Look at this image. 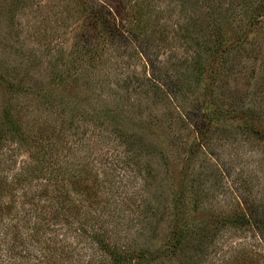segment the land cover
<instances>
[{"label": "trees", "instance_id": "1", "mask_svg": "<svg viewBox=\"0 0 264 264\" xmlns=\"http://www.w3.org/2000/svg\"><path fill=\"white\" fill-rule=\"evenodd\" d=\"M58 1L51 8L52 4L40 5L35 0H12L3 18L8 19L7 27L10 23L15 26L14 20L21 18L23 10L40 5L42 14L36 26L49 29L55 40L45 49L54 67L62 62L63 56L57 53L65 52L64 40L70 38L71 31L70 53L77 61L71 69L79 62L97 60L101 50L120 47L122 41L138 57L148 48L157 49L155 59L165 55L161 65L153 58L148 59L150 64L144 63L154 70L152 76L136 75L131 80L150 81L151 101L156 104L174 103L177 95L198 94L190 107L182 104L171 113L183 121L187 134H193L191 144L181 152L187 175L178 187L167 180L164 183L153 157L158 153L168 163L165 151L150 147L147 133L124 128L112 132L123 151L106 169L87 162L70 169L52 160L49 150L44 152L46 147L43 152H31L16 167L17 150L28 149L36 136L23 130L13 113L12 99L22 90H36L0 80L5 90L0 103V264H149L159 259L155 256L166 258L158 264L218 260L264 264V187L256 174V166L264 164V52L257 56L259 66L249 76L251 80L241 77L244 59L264 46V0H169L174 3L171 7L161 6L158 0ZM112 5L122 10L119 19ZM78 19L83 23H77ZM62 75L57 71L52 79ZM149 84L141 85L148 88ZM69 112L78 119H69L68 125L83 121L76 128L115 125L123 117L97 107L81 112L74 107ZM168 116H151L146 122L151 125L150 132L158 130L157 122ZM167 121L170 146L182 127ZM61 135L54 130L45 133L51 151L56 149L53 137ZM237 137L248 146V153L259 152L260 156L246 171L235 166L232 174L229 170L226 174L213 158V150ZM221 193L228 194L225 205L217 199ZM166 216L172 222L177 217L185 220L170 233L167 251H149L148 245ZM226 231L250 233L252 236L243 238L253 242L230 246L234 254H220L221 259H216L217 243ZM117 233L121 238L115 237Z\"/></svg>", "mask_w": 264, "mask_h": 264}, {"label": "rangeland", "instance_id": "2", "mask_svg": "<svg viewBox=\"0 0 264 264\" xmlns=\"http://www.w3.org/2000/svg\"><path fill=\"white\" fill-rule=\"evenodd\" d=\"M40 5H51L53 2H59L58 0H35ZM228 2V0H226ZM12 3V0H0V80H13L16 85L21 87H31L36 91L23 90L13 96V113L18 116L20 124L24 131L31 132V135L36 136V140L30 141L28 149L25 147L17 150L16 154V167H20L24 160L29 158V154L37 152L38 150L43 152L45 147L49 157L52 160H58V163L66 164L68 167L76 169V167L90 163L93 167H98L99 170L106 169L112 165L113 159L122 153L123 148L120 146L119 139L116 137V133L112 132L117 128H124L128 131L135 130L140 133H147L149 140V146L158 149L161 148L165 151L167 162L163 160V157L156 154L155 165L157 166V172L168 183H172L173 187H178L182 177L187 175L183 171L184 165H187L185 156L181 154L183 152V146L190 145L193 134H187V130L183 121L180 122L178 118L172 116L178 110V106L186 105L191 106V102L198 95L197 93H189L187 96L183 94L177 95L172 100L166 103H154L151 101L153 98L152 87L148 80H131L135 76H152V68L144 67V63L150 64L149 60L152 58L155 64L161 65L160 61L163 60L165 55H159L156 59L153 57L157 51L156 48H148L143 52L142 57H138L133 51L125 45L122 41L120 47H108L101 50L96 55L97 60L82 61L76 64L75 67L70 68L73 62H77L70 53V47L72 48V40L70 39L73 31L69 32L70 38L65 39L67 47L63 54L57 53L62 57V62L54 67V62H50L51 59L47 55L46 47L53 45L55 40L51 39L50 30L41 29L36 26L38 17L42 14L39 10L36 12V6L32 5L30 8H26L21 12V18L15 19V26L10 23L7 27V18H3L5 15L6 7L8 3ZM161 6L171 7L174 3H170L169 0H158ZM219 2V1H216ZM220 3H224L220 1ZM53 7V4L51 6ZM112 11L117 19L122 14V10L118 5L111 6ZM47 9V8H45ZM176 14V12H174ZM237 13H235L236 15ZM38 15V16H37ZM176 18V17H174ZM173 18V19H174ZM77 23H83L79 19ZM21 23V25H20ZM40 36L43 38L40 39ZM48 50V49H47ZM72 51V50H71ZM74 51V49H73ZM261 51V52H260ZM264 52V46L258 47L256 53L251 54L250 57L244 59L242 67L245 66L244 73L241 76L242 80H251L253 70L259 66V60L256 61L257 56H261ZM55 61V59H53ZM146 68V70H144ZM62 72L61 79L57 76L53 78V73ZM156 74V73H155ZM259 72H255V76H258ZM126 79V80H125ZM222 80V79H221ZM253 80V79H252ZM0 81V103L3 100V94L5 90L1 86ZM162 83H167V80H159ZM149 84V87H142V83ZM149 82V83H148ZM141 86V87H140ZM148 89L146 92L144 90ZM49 97V98H48ZM185 97V98H184ZM178 99V100H177ZM183 99V100H182ZM64 100V101H61ZM72 110L77 107L79 112L86 108H102L108 113H115L120 117V123L115 125L96 124L92 128L90 124L85 128H76L78 122L82 123V119L74 121L71 125H68L69 119L76 120L78 116L71 114L67 108ZM175 108V109H174ZM162 113L165 117L162 122H157L158 130H149L151 125L146 123L151 116ZM79 114V113H77ZM80 115V114H79ZM0 116H1V104H0ZM86 122L87 119L85 118ZM174 121V124L181 126L180 131H176L177 135L174 139L175 142L169 146V141L166 140L170 137V128L168 121ZM119 121V120H118ZM2 119H0V123ZM152 122V120H151ZM3 126V125H2ZM150 126V127H149ZM149 127V129H148ZM55 131V134L61 132V136L58 139L53 137L56 149L51 151V143L44 139L45 133L49 131ZM40 134L43 136L41 137ZM240 137H237L236 141L230 143L232 140L227 141L226 145L214 148L213 158L217 159L219 165L223 171L227 174L226 170L232 172L235 168L242 167L246 171V168H251L252 165H256L254 160L257 161V157L260 156L259 152L256 154L248 153L249 148L246 144H241ZM41 144L42 146L38 145ZM46 143V144H45ZM66 144V145H65ZM153 144V145H151ZM44 146V147H43ZM69 147V149H68ZM16 151V152H17ZM152 157V156H151ZM210 157V156H208ZM68 160H71L67 163ZM115 162V160H114ZM199 161H197L198 163ZM207 163L208 160L205 159ZM260 163V162H259ZM236 166V167H235ZM261 166V168H260ZM257 165L256 172L260 178V186L264 187V164ZM65 167V165L63 166ZM190 167V166H189ZM189 167H186L188 169ZM143 170V167H141ZM237 169V168H236ZM118 171V170H117ZM121 174V171H118ZM139 184L142 181V177L139 176ZM156 184V181H151ZM180 192V190H179ZM171 195L174 198V193L171 191ZM217 199H220L222 204L229 200L228 194L219 195ZM171 202V199H169ZM187 205V204H186ZM211 204H206L209 207ZM184 206L181 207L182 209ZM48 210L49 208L46 207ZM181 213V212H180ZM180 213H177L179 216ZM170 217L166 216L161 220L158 234L151 239L149 251L163 252L167 251L171 242L169 239L172 236L170 233L173 228H177L178 224L184 223V218L172 222ZM59 226L62 225L60 221ZM61 232V230H60ZM243 236H252L250 233L243 235L236 232H223L222 238L219 239L217 245L218 249L216 255L213 256L216 259H221L223 254L225 257H229L234 252L229 248L230 246H238L237 244L247 242L252 243L253 239L243 238ZM117 239L121 236L117 233L115 235ZM170 242V243H169ZM236 244V245H235ZM249 248V247H248ZM220 255V257H219ZM155 261L150 263L158 264L161 257L155 256ZM163 258V257H162ZM166 261V258H163ZM239 262V261H238ZM237 263V262H236ZM261 263V262H260ZM167 264V263H166ZM206 264H225L221 260L217 263L207 262Z\"/></svg>", "mask_w": 264, "mask_h": 264}]
</instances>
